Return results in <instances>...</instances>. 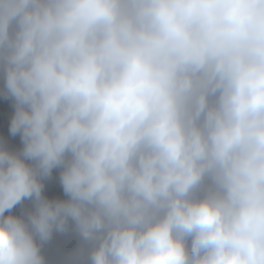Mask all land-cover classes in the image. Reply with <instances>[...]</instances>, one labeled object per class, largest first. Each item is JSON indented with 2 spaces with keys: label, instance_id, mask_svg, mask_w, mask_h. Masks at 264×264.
<instances>
[{
  "label": "clouds",
  "instance_id": "9594fccd",
  "mask_svg": "<svg viewBox=\"0 0 264 264\" xmlns=\"http://www.w3.org/2000/svg\"><path fill=\"white\" fill-rule=\"evenodd\" d=\"M0 264H264V0H0Z\"/></svg>",
  "mask_w": 264,
  "mask_h": 264
}]
</instances>
